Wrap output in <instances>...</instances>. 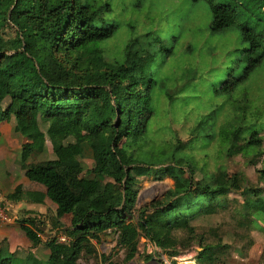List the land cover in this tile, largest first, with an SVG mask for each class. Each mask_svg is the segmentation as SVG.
Segmentation results:
<instances>
[{
  "label": "trees",
  "instance_id": "trees-1",
  "mask_svg": "<svg viewBox=\"0 0 264 264\" xmlns=\"http://www.w3.org/2000/svg\"><path fill=\"white\" fill-rule=\"evenodd\" d=\"M204 1L212 15L210 31L238 27L245 45L226 80L214 88L216 94H232L264 64V0L259 17L253 15V0ZM119 20L113 0H0V123L15 119L24 139L21 168L29 180L47 184L46 192L18 185L7 198L48 199L56 205L55 220L70 216L63 229L68 240H54L48 264H79L83 255H97L96 243L110 234L125 251L126 262L140 254L145 238L172 259L198 245L196 264H224L230 245L223 242V227H199L192 220L217 214L236 193L245 224L264 228V168L253 183L244 172L206 174L192 155L183 153L186 143L181 141L172 143L165 159H155L150 146L143 150L140 141L156 114L155 61L170 50L166 38L150 28L110 58L103 42L115 36ZM128 25L135 31L133 23ZM237 109V124L227 128L226 121L218 132L212 127L219 111L213 109L205 136H217L229 157L252 152L250 162L256 164L264 154L263 117L252 112L248 121L249 107ZM26 114L35 121L29 122ZM48 141L54 158L37 160ZM86 146L92 152L91 168L82 161ZM149 176L159 181L169 177L174 186L138 207L140 183ZM28 222L26 235L34 245L41 244L45 221ZM153 256L143 255L147 260ZM17 257L0 256V264H18ZM27 258L40 264L33 254Z\"/></svg>",
  "mask_w": 264,
  "mask_h": 264
},
{
  "label": "rangeland",
  "instance_id": "rangeland-1",
  "mask_svg": "<svg viewBox=\"0 0 264 264\" xmlns=\"http://www.w3.org/2000/svg\"><path fill=\"white\" fill-rule=\"evenodd\" d=\"M136 2L137 5H132ZM113 3L120 18V26L113 38L103 42V48L110 58L121 55L132 36L143 37L150 28L166 38V48L170 50L164 55L160 54L155 61L153 99L156 114L147 136L140 141L143 150L150 146L155 159H165L172 153L173 144L181 141L186 143V147L182 148L185 151L183 153L192 155L196 166L206 174L227 169L231 172H244L253 183H257L258 170L264 168V154L257 159L256 164L250 162L252 152L229 157L226 146L217 136L210 140L205 136L212 123V119L208 120L209 116L215 108L219 112L212 130L217 132L226 121L227 128L237 124L241 115L237 108L242 106L249 107L248 121L252 120V112L260 114L264 121V64L243 81L234 93L216 94L214 91L236 66L240 49L245 47L239 28L211 32L212 15L209 4L204 0H113ZM250 6L255 12L254 16H262L260 0H253ZM128 23L135 25V31ZM24 117L31 123L35 121L30 114ZM198 125V131H194L193 135L192 130ZM8 148V156L0 155V183L15 186L24 182L21 178L24 177L23 186L26 189L43 184L40 189L46 190L44 182L31 181L22 172V145L19 147L18 144L10 143ZM51 158H54V153L48 141L45 153L37 160ZM82 161L86 168L93 166L92 152L88 146ZM173 186L174 181L169 177L161 181L152 176L142 178L138 207L160 199ZM119 188L116 185V189ZM2 193L7 194V189H2ZM241 204L242 198L233 193L229 196L228 207L214 215L197 216L192 224L199 227H223V242L230 245L223 257L224 264H264V228L245 224L246 220L239 214ZM45 215L53 217L54 210L47 208ZM44 219V243L54 245L55 239L64 242L67 237L63 229L70 225V216L66 215L60 221L52 219L50 226H47V217ZM241 221L243 224H240ZM96 248L97 255H83L79 264H196L194 258L197 251L201 250L195 245L172 259L160 248H156L154 242L142 238L140 254L126 262L125 251L118 248L113 234L104 236L101 242L96 243ZM48 252L47 247L41 250L40 264H48ZM23 254L18 255V264H31L27 258L28 252ZM144 254L154 256L147 260ZM102 255L109 258L105 261Z\"/></svg>",
  "mask_w": 264,
  "mask_h": 264
},
{
  "label": "crops",
  "instance_id": "crops-1",
  "mask_svg": "<svg viewBox=\"0 0 264 264\" xmlns=\"http://www.w3.org/2000/svg\"><path fill=\"white\" fill-rule=\"evenodd\" d=\"M0 132H1L0 155H5V156L9 155L10 148L8 147L10 143H13L15 145L18 144L19 147H21V145L24 142L22 135L16 130V123L14 118H11L10 120L2 121L0 123ZM22 172H24L23 169ZM21 178H23V181L25 182L24 177ZM24 182H20L17 185L15 184V186L13 184L7 185L5 183H0V191L2 193V189H7V194H8L12 192L18 185H21L24 191L26 190V191L46 192L47 190V187L46 190L40 189V187L43 184H38L30 189H26L23 186ZM7 194L2 193V195H4L5 197H7ZM12 202L15 204V209L16 211H18L20 218L16 223L8 227L7 226L0 227V256L9 257L14 254L21 255V253L23 254L26 251L28 252V254H33L37 258H41L40 252L45 247L49 248L48 253L51 254V252H53L55 249V245L44 243L46 242V240L42 233H40V236L42 238V243L38 245H34L33 242L26 235L23 226L29 223L28 219H32L35 221H41V220L46 221L44 219L46 217L48 220L47 226L48 224L50 226L51 220L54 219L55 216L56 205L53 202L49 201L48 199L45 200V202L43 203H37L34 201H27V200H22L19 202L12 201ZM49 207L51 210H54L53 217H51L50 215L44 216L47 208ZM64 217L65 216H63L60 219H57L56 221H60Z\"/></svg>",
  "mask_w": 264,
  "mask_h": 264
},
{
  "label": "built area",
  "instance_id": "built-area-1",
  "mask_svg": "<svg viewBox=\"0 0 264 264\" xmlns=\"http://www.w3.org/2000/svg\"><path fill=\"white\" fill-rule=\"evenodd\" d=\"M20 216L15 209V204L2 195L0 191V227H8L19 220ZM68 238L64 241L66 242ZM63 242V241H62Z\"/></svg>",
  "mask_w": 264,
  "mask_h": 264
},
{
  "label": "water",
  "instance_id": "water-1",
  "mask_svg": "<svg viewBox=\"0 0 264 264\" xmlns=\"http://www.w3.org/2000/svg\"><path fill=\"white\" fill-rule=\"evenodd\" d=\"M156 248H158V246L155 244Z\"/></svg>",
  "mask_w": 264,
  "mask_h": 264
}]
</instances>
